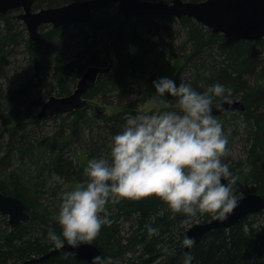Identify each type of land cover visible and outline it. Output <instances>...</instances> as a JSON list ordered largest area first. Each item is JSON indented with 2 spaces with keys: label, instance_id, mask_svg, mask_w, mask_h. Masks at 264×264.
<instances>
[{
  "label": "trees",
  "instance_id": "16d2710c",
  "mask_svg": "<svg viewBox=\"0 0 264 264\" xmlns=\"http://www.w3.org/2000/svg\"><path fill=\"white\" fill-rule=\"evenodd\" d=\"M73 1L83 0H46L49 8ZM42 2L35 0L34 5L40 6ZM15 13L0 16L4 24L3 28L0 26V130L11 127L7 145L0 133V155L3 154L0 187L4 194L22 199L28 205L31 218L13 229L0 214V221L5 225L1 227L0 223V264H24L57 249L48 234L50 230L60 232L57 213L63 193L85 179L84 168L89 159L109 154L111 138L122 130L128 116L138 114L146 104H153L148 102L156 95L153 81L160 77L190 83L198 91H204L202 82L204 85L223 83L231 92L230 101L239 100L246 106L241 114L248 124L253 145L246 160L248 169L237 173L231 169L236 177L234 193L238 195L243 188L246 195L254 193L264 198V39L231 43L222 34H214L191 18L177 20L144 15L125 19L109 7L99 12L90 24L73 25L82 34L86 28L90 30L77 63L59 66L54 82L42 84L38 79L45 62L58 60L65 33L71 26L49 30L46 26L42 28L41 41L32 43L24 34L25 29L16 26ZM102 37L110 43L119 65L113 75L100 76L86 95L90 104L81 111L56 117L60 123L53 135L35 136V126L50 118L34 120L30 124L35 128L24 129L29 125L28 120L35 119L36 109L43 106L35 96L41 90L45 94L58 91L61 97L69 96L88 67L105 66L98 42L100 38L102 45ZM22 46L29 60L40 61L42 69L32 79L11 84L10 91L6 92L3 82L10 76V59ZM166 98L167 104L159 99L156 103L162 105L161 110L174 109L175 98ZM113 105L125 110L108 115L104 107ZM230 113L217 117L228 122ZM25 121L27 124L23 125ZM74 146L82 149L84 160L74 161L66 156V150ZM14 165L19 169H12ZM53 173L62 176L68 184L62 192L60 183H50ZM49 196L56 199L50 201ZM106 213L111 224L103 226L90 243L103 256H112L120 264H154L161 258L168 264H182L185 251L195 256L193 264H264V223L258 220L264 212L249 215L230 230L211 231L190 250L182 247L186 225L196 220L207 223L215 218L213 215L203 214L182 224L184 216L173 214L155 197L110 203ZM149 225L157 227L159 234L149 238ZM34 264L90 263L59 253Z\"/></svg>",
  "mask_w": 264,
  "mask_h": 264
},
{
  "label": "clouds",
  "instance_id": "9594fccd",
  "mask_svg": "<svg viewBox=\"0 0 264 264\" xmlns=\"http://www.w3.org/2000/svg\"><path fill=\"white\" fill-rule=\"evenodd\" d=\"M155 96L149 103L175 108L130 115L110 142V152L89 159L85 179L62 195L57 213L59 234L50 230L48 239L57 248H73L94 241L103 226L111 224L106 206L124 199L158 198L173 214H182L187 224L203 214L227 220L238 206L234 193L236 177L224 157L230 153L229 137L214 108L224 110L231 92L216 82L198 91L190 83L168 76L153 81ZM214 98H216L214 100ZM227 181V182H225ZM63 184L53 173L50 183ZM149 238L159 234L147 226ZM194 237L185 235L182 247L191 249ZM195 256L185 251L182 264H193ZM91 264H120L112 256L97 255Z\"/></svg>",
  "mask_w": 264,
  "mask_h": 264
},
{
  "label": "water",
  "instance_id": "95a60500",
  "mask_svg": "<svg viewBox=\"0 0 264 264\" xmlns=\"http://www.w3.org/2000/svg\"><path fill=\"white\" fill-rule=\"evenodd\" d=\"M34 4L35 0H0V16H6L11 11H23L18 18L25 24L32 43L41 41L43 37L41 28L45 26L59 29L80 23L87 25L92 22L95 14L114 4L118 5V14L124 18L144 15L177 20L184 17L191 18L214 34H222L231 43L264 39V0H205L202 2L171 0L169 3L151 0H86L73 1L39 11L33 10ZM106 50L108 58L111 59L110 45H107ZM40 66V62H36L37 70H40ZM111 70L112 64L104 67H88L75 91L65 97H50L35 116V120L55 118L81 111L89 102L85 99L86 94L97 84L101 75H109ZM223 107L222 111L214 108L213 114L219 116L225 112L246 111V106L239 100L224 102ZM238 200V206L229 214L227 220L213 218L207 223L195 224L186 231V235L194 237L198 244L211 231L230 230L249 215L264 212V198L260 195L248 194ZM0 214L8 217V224L13 229L31 218L28 205L18 197L4 194L1 187ZM59 253L82 258L90 264L94 256L103 255L94 243H82L76 248L65 244L62 249H54L45 256L26 261L24 264L38 263Z\"/></svg>",
  "mask_w": 264,
  "mask_h": 264
},
{
  "label": "rangeland",
  "instance_id": "374dc122",
  "mask_svg": "<svg viewBox=\"0 0 264 264\" xmlns=\"http://www.w3.org/2000/svg\"><path fill=\"white\" fill-rule=\"evenodd\" d=\"M86 1V0H83ZM151 1H167V0H151ZM171 0H169L170 2ZM168 2V3H169ZM62 6V5H60ZM55 7H59V6H55ZM45 8H49L48 4L46 2V0H43L42 4L40 6L34 5L33 10L34 11H39L41 9H45ZM115 11H118V7L115 5L113 6V9ZM23 11L18 10L16 11V13L14 14L15 19H18V22H15V24H17L16 26L18 27V29L23 30L25 29L24 34L28 36L29 38V33L27 31V28L25 26V24L18 18V16L20 14H22ZM0 26L1 28H3L4 24L3 22H0ZM48 30L50 28H52V26H48ZM44 28V27H43ZM47 30V31H48ZM41 32H42V28H41ZM46 32V31H45ZM90 32L89 29H85V34H82L81 30L71 26V28L65 33L64 36V44L62 46V50L59 53V57L58 60L52 62V60H49L47 62H45V66L44 69L42 70V74L39 77L38 81H41L42 84L44 83H48V82H54L56 76H58V71H59V66L60 67H64L65 65H67L68 63H77L78 60V55L79 53L84 49L86 42L85 39L87 38L86 33ZM98 42L100 43L99 48L102 50L103 54H102V59L105 61V66H109L112 64V70L110 72L109 75H113L114 72L116 71L119 62L116 58L115 52L113 51L112 47L111 48V59L108 58V52L106 50L107 45L109 46L110 43L105 39L102 38V45H101V41L100 38H98ZM11 64L8 67L9 71H10V76L7 79L4 80L3 84H4V89L6 92L10 91L11 88V84L15 85L17 83V85L21 84L24 82V80H28V79H32L37 72H39L42 69V64L40 61H34L33 63L29 60V55L26 53L25 47L22 46L19 50H17L16 55L14 57H12L10 59ZM36 62H40L41 66H40V70L36 69ZM86 71V70H85ZM81 78H79L80 80ZM78 80V82H79ZM77 87V84L72 87L71 89V93H73L75 91ZM40 91V90H38ZM33 93H36L35 91ZM70 93V94H71ZM36 96V100L38 98H40V101H42V105H44L45 102H47L49 100L50 97L55 96V97H61L58 94V91L55 92H51L50 94H45V90H41V94L38 93V95ZM63 96H67V95H63ZM96 102V101H95ZM41 105V106H42ZM106 113L108 115H112L115 113H119L121 111H124L125 109L119 107L118 105H113V106H106L104 107ZM162 109V105L161 104H146L144 106H142L138 112V114L141 113H150L152 111H159ZM41 110V107L37 108L35 111V114H38ZM56 118V117H55ZM55 118H51V120H48L45 123H42L41 125L37 126H33V124L31 125L30 123L33 122L35 119H31L28 120L29 121V125H27V127H25L24 129L26 130H30L32 128H35L36 133L35 136H37V138H42L45 135H53L57 128H58V124L60 123L59 119H55ZM228 122L224 121L223 119H221L223 126H224V131L225 133L228 135L229 137V145L228 147L230 148V153L224 157V160L226 162H229L230 164V168L232 170H234V173H237L240 170L248 169L246 168V160L248 157V153L253 145V139L252 137L249 135V130L247 127V122L245 121V117L238 112H231L230 113V117L229 119H227ZM24 124H27L26 121ZM11 127L7 126L4 127L0 130V133L4 135V140L3 143L4 145H7L8 140L10 139V130ZM24 129L22 130V132H24ZM0 134V135H1ZM3 156V154L0 155V158ZM66 156L69 157L70 159H73L74 161H76V158H79L81 160H84L86 158V156L83 154L82 149H80V147L78 146H74L71 149H67L66 150ZM12 169H19V166L14 165V168ZM233 173V174H234ZM60 190L62 192V189H65L68 184L66 181L63 182V184H60ZM60 192V193H61ZM246 196L245 191L243 188H241V190L239 191V194L237 195L238 199ZM61 197V196H59ZM58 198V197H57ZM50 201L56 199L55 197L49 196ZM5 219L7 221L8 224V217L5 216ZM1 220V218H0ZM259 222L264 223V215L260 216L258 218ZM1 223V227H5V225L2 223V221H0ZM195 224H203L202 220H196L194 221L192 224H187L186 225V231L188 229H190L192 226H194ZM8 226H10L8 224ZM165 262V258H161L158 261H156L154 264H164Z\"/></svg>",
  "mask_w": 264,
  "mask_h": 264
},
{
  "label": "flooded vegetation",
  "instance_id": "af4514ba",
  "mask_svg": "<svg viewBox=\"0 0 264 264\" xmlns=\"http://www.w3.org/2000/svg\"><path fill=\"white\" fill-rule=\"evenodd\" d=\"M115 5L118 7L117 4H114V5H109V6H107L105 9H107V8H109V7H112V9H113V6H115ZM103 10H104V9H103ZM17 11H18V10H17ZM101 11H102V10H101ZM101 11H100V12H101ZM98 13H99V12H98ZM98 13H97V14H98ZM117 13H118V11H117ZM97 14H95V16H94L93 18H95ZM121 17H122V16H121ZM123 18H124V17H123ZM133 18H134V17H133ZM125 19H129V18H125ZM74 25H76V24H74ZM71 26H73V25H71ZM45 27H46V26H45ZM52 28H53V27H52ZM42 33H43V32H42Z\"/></svg>",
  "mask_w": 264,
  "mask_h": 264
},
{
  "label": "bare ground",
  "instance_id": "6f19581e",
  "mask_svg": "<svg viewBox=\"0 0 264 264\" xmlns=\"http://www.w3.org/2000/svg\"><path fill=\"white\" fill-rule=\"evenodd\" d=\"M167 3H168V2H167ZM87 94H88V93H87ZM87 94H86V95H87ZM63 97H65V96H63ZM85 99H87L86 96H85ZM87 100H88V99H87ZM88 101H89V100H88ZM89 104H90V101L88 102V105H89ZM88 105H87V106H88ZM87 106H86V107H87ZM86 107H85V108H86ZM41 108H42V107H41ZM82 110H83V109H82ZM76 112H78V111H76ZM70 114H72V113H70ZM36 115H37V114H36ZM36 115H35V116H36ZM67 115H68V114H67ZM62 116H65V115H62ZM58 117H60V116H58ZM46 119H47V118H46ZM50 119H51V118H50ZM43 120H44V119H43ZM39 121H41V120H39ZM253 194H254V193H253ZM14 197H15V196H14Z\"/></svg>",
  "mask_w": 264,
  "mask_h": 264
}]
</instances>
